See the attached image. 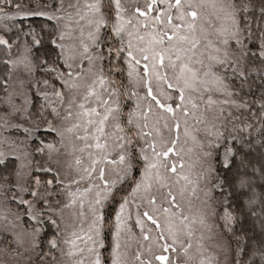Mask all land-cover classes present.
<instances>
[{"label":"snow or ice","instance_id":"1","mask_svg":"<svg viewBox=\"0 0 264 264\" xmlns=\"http://www.w3.org/2000/svg\"><path fill=\"white\" fill-rule=\"evenodd\" d=\"M0 264H264V0H0Z\"/></svg>","mask_w":264,"mask_h":264}]
</instances>
